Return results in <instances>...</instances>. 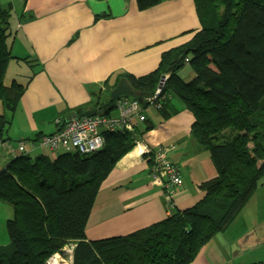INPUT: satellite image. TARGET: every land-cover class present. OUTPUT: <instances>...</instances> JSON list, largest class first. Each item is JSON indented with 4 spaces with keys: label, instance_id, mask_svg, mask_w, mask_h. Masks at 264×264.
Returning <instances> with one entry per match:
<instances>
[{
    "label": "trees",
    "instance_id": "obj_1",
    "mask_svg": "<svg viewBox=\"0 0 264 264\" xmlns=\"http://www.w3.org/2000/svg\"><path fill=\"white\" fill-rule=\"evenodd\" d=\"M163 1L137 0V8L145 11ZM194 4L201 29L191 42L164 53L147 75L119 74L114 84L104 82L109 98L94 111L81 114V106L67 115L110 117L122 98L140 100L145 109L166 76L151 107L170 117L179 112L174 101L192 115L191 130L201 135L202 149L209 152L216 172L200 185L203 198L128 235L89 241L85 230L101 184L152 129L145 113V132L103 131L102 146L89 153L69 149L54 158L38 155L31 160L25 152L28 142L19 141L25 151L18 150L20 155L0 170V202L13 211L6 221L9 243L0 245V264H46L56 253L63 256L66 246L71 264H190L232 225L264 177V0ZM11 11V5L0 3V146L10 140L11 117L32 79L4 83L9 61L31 63L11 54ZM185 64L194 74L188 82L177 73ZM121 78L134 94L112 99ZM60 120L56 132L66 122ZM48 135L31 146H41L40 139Z\"/></svg>",
    "mask_w": 264,
    "mask_h": 264
},
{
    "label": "crops",
    "instance_id": "obj_2",
    "mask_svg": "<svg viewBox=\"0 0 264 264\" xmlns=\"http://www.w3.org/2000/svg\"><path fill=\"white\" fill-rule=\"evenodd\" d=\"M0 3L12 7L11 54L31 62L13 59L26 65L30 74L22 82L19 78L25 76L15 71L10 82L24 84L32 76L8 132L9 137L27 145L39 136L55 133L60 126L57 121L68 120L71 116L67 114L76 108L84 106L81 114L99 108L110 95L104 82L114 84L119 74L140 77L155 71L164 53L188 44L201 29L194 0H165L145 11L138 10L137 0ZM7 72L8 66L4 78ZM193 77L191 74L190 80ZM173 104L179 112L170 117L151 106L145 108L152 129L101 184L86 226L87 240L128 235L189 209L203 198L200 185L216 172L209 152L202 149L201 135L191 130L192 115L180 103ZM158 146L181 172L182 185L173 189L168 201L165 190L152 183L144 152ZM32 148L27 149L28 155L35 158L40 152L37 145ZM18 155V143L15 147L8 142L1 145L0 170ZM256 210L257 205L248 204L250 221L255 220ZM12 213L11 208L0 206V245L9 243L6 221ZM239 218L207 243L190 264H264L263 257L253 256L262 245L254 231L231 232Z\"/></svg>",
    "mask_w": 264,
    "mask_h": 264
},
{
    "label": "built area",
    "instance_id": "obj_3",
    "mask_svg": "<svg viewBox=\"0 0 264 264\" xmlns=\"http://www.w3.org/2000/svg\"><path fill=\"white\" fill-rule=\"evenodd\" d=\"M160 91L157 89L152 99H149V106L155 105L152 100L159 96ZM116 110V117H105L103 115L71 116L58 132L42 137L39 143L52 152L61 149H73L80 153H89L102 146L103 139L100 133L103 131L141 129V125L145 121V109L139 101L122 98L118 101ZM18 150L20 152L25 151L22 142L19 143ZM150 172L152 183L165 190L164 198L167 201L171 199L173 189L182 185L177 166L170 163L165 151L160 148L153 152V167ZM54 259H57V255L52 257V260ZM49 262L47 264H51V260Z\"/></svg>",
    "mask_w": 264,
    "mask_h": 264
},
{
    "label": "rangeland",
    "instance_id": "obj_4",
    "mask_svg": "<svg viewBox=\"0 0 264 264\" xmlns=\"http://www.w3.org/2000/svg\"><path fill=\"white\" fill-rule=\"evenodd\" d=\"M8 46L10 47V40H8ZM10 65L7 64L8 66V72L9 73L8 75H6V79L4 78V83L5 85H9V83L11 82V77L13 75V73L15 74V71H19L22 75H24L25 77L24 78H19V81H25L24 79L30 74V69L27 68L26 65L22 64V63H14V61H9ZM7 70V68H6ZM180 72L179 73V76L184 79L185 81H191L189 78L191 74H193V71L191 69V67L188 65V64H185L183 67H181V69L178 71ZM6 73V71H5ZM194 75V74H193ZM112 115H116V111L114 110L112 112ZM143 125V124H142ZM142 125H141V129H137L138 132H145V130L142 128ZM143 129V130H142ZM147 132H145L146 134ZM11 139L8 140L7 142L12 146V147H15L17 143V140L15 137H10ZM142 143V140H138L137 144H140ZM137 145H135L136 147ZM134 147V148H135ZM33 149L31 147V144L27 145V149ZM38 152H40L38 155H47L49 156L50 158H54V157H57L59 154H62L64 151L63 150H58V151H55L53 153H51L46 147H42V146H38ZM159 148L161 147H156V148H146L144 150V152H146V150H148V152L145 153V156L148 158V163H149V169L151 170V168L153 167V152L158 150ZM163 151V149H162ZM26 154L28 155V150L25 151ZM37 155V156H38ZM31 160L34 159V156H32V154L28 155ZM151 173V172H150ZM165 194V193H164ZM165 196V195H164ZM248 204H251L252 207L257 205V214H256V218L254 221H250V216H249V213L246 211L247 209V206ZM0 206H4L6 208H11L9 207L8 205H5L3 203L0 202ZM7 210V209H6ZM9 210V209H8ZM255 211V209H253ZM239 218V221H237V223H235L234 227H231V232L232 233H239L241 232V230H245L246 231H254V233L259 237V239L262 241V245L258 247V249H256L253 253V256H255L256 258L260 259V257H263L264 258V177L263 179L260 181V184L256 190V192L254 193V195L250 198V200L247 202V204L245 205V207L241 210V212L238 214V216L236 217V219ZM235 219V220H236ZM234 220V221H235ZM233 224V223H232ZM232 235H235V234H232ZM69 253L71 254V251H70V247H65L64 248V253H63V256L60 255V254H54L52 257L56 256L57 255V259L56 261L58 263H63V264H71L70 262V256H69ZM52 257H51V261H52ZM49 262V261H48ZM47 262V263H48ZM46 263V264H47ZM50 263V262H49Z\"/></svg>",
    "mask_w": 264,
    "mask_h": 264
},
{
    "label": "water",
    "instance_id": "obj_5",
    "mask_svg": "<svg viewBox=\"0 0 264 264\" xmlns=\"http://www.w3.org/2000/svg\"><path fill=\"white\" fill-rule=\"evenodd\" d=\"M166 76H163L160 80V83L158 85V90H161L163 85L165 84ZM134 92L132 91L129 83L126 79H121L116 87L111 92V98L112 99H119L120 97H126L133 95ZM140 101V100H138Z\"/></svg>",
    "mask_w": 264,
    "mask_h": 264
},
{
    "label": "bare ground",
    "instance_id": "obj_6",
    "mask_svg": "<svg viewBox=\"0 0 264 264\" xmlns=\"http://www.w3.org/2000/svg\"><path fill=\"white\" fill-rule=\"evenodd\" d=\"M51 264H60V263H58V262L54 259V260L51 261ZM61 264H63V263H61Z\"/></svg>",
    "mask_w": 264,
    "mask_h": 264
},
{
    "label": "clouds",
    "instance_id": "obj_7",
    "mask_svg": "<svg viewBox=\"0 0 264 264\" xmlns=\"http://www.w3.org/2000/svg\"><path fill=\"white\" fill-rule=\"evenodd\" d=\"M138 101V100H137ZM140 102V101H139Z\"/></svg>",
    "mask_w": 264,
    "mask_h": 264
}]
</instances>
